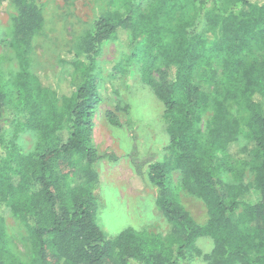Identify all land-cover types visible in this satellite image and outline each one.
Segmentation results:
<instances>
[{
	"label": "trees",
	"instance_id": "obj_1",
	"mask_svg": "<svg viewBox=\"0 0 264 264\" xmlns=\"http://www.w3.org/2000/svg\"><path fill=\"white\" fill-rule=\"evenodd\" d=\"M4 2L15 8L9 48L17 71L0 73V264H180L201 256L202 237L212 241L207 264H264V0H150L143 10L123 0L58 56L72 69L66 92L31 68L44 25L38 0ZM118 38L130 53L120 68L140 63L142 82L163 106L167 144L147 179L157 190L164 234L126 228L106 236L97 224L96 165L116 157L99 155L93 142L102 103L96 59ZM115 104L104 116L118 128L116 113L129 107ZM26 132L43 147L20 151L15 143ZM246 171L255 197L221 178L226 172L238 181ZM174 172L181 176L176 190ZM178 191L203 204V224ZM7 210L27 232V259L11 249Z\"/></svg>",
	"mask_w": 264,
	"mask_h": 264
},
{
	"label": "rangeland",
	"instance_id": "obj_2",
	"mask_svg": "<svg viewBox=\"0 0 264 264\" xmlns=\"http://www.w3.org/2000/svg\"><path fill=\"white\" fill-rule=\"evenodd\" d=\"M150 0H131V5L145 9ZM43 8L44 25L34 38L31 68L47 85L66 92L67 75L70 66H63L58 56L72 50L75 40L84 35L99 14H107L123 6V0H38ZM15 8L9 2L0 5V73L7 78L17 71V64L9 48L11 41V17ZM130 55L124 38L112 39L103 44L97 57L100 68V95L94 120L93 142L99 155L112 153L115 163L101 160L96 165L98 182L94 194L100 204L97 224L106 236H113L126 228L145 230L149 233L164 234L166 222L155 205L157 190L147 179V168L161 159V150L167 144V136L162 124V104L154 97L150 88L142 82L140 63L130 62L124 70L122 60ZM156 78V76H153ZM72 87V86H71ZM128 106V113L118 112L120 127L109 125L105 119L106 110L114 111L116 104ZM10 131L11 126L6 125ZM9 139V136H7ZM24 153L43 147V142L31 133H20L15 143ZM239 145H245L243 135ZM225 182L244 185L255 197L253 174L246 171L237 181L230 173H222ZM181 183L178 172L172 173L171 188L176 190ZM177 195L191 217L203 224L206 210L195 197L178 191ZM3 225L12 251L22 259H27L28 235L23 226L5 211ZM201 256L192 255L180 264H207L203 259L212 250V241L202 237L196 242Z\"/></svg>",
	"mask_w": 264,
	"mask_h": 264
}]
</instances>
